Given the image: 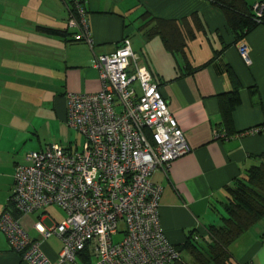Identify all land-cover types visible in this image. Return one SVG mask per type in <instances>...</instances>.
I'll return each instance as SVG.
<instances>
[{"label":"crops","instance_id":"0c3cea01","mask_svg":"<svg viewBox=\"0 0 264 264\" xmlns=\"http://www.w3.org/2000/svg\"><path fill=\"white\" fill-rule=\"evenodd\" d=\"M78 1L90 42L76 39L77 30L68 26L72 0H0V215L9 209L29 237L41 241L47 258L58 260L61 241L43 240L42 233L65 215L59 209L64 217L54 218V206L34 214L15 211L8 203L14 166L27 153L54 144L65 124L66 96L97 93L95 58L114 53L127 38L190 149L151 176L163 190L160 225L176 247L195 235L206 237L225 216L226 188L245 179L264 154V130L249 133L264 128V12L262 23L235 45L225 15L207 0ZM244 2L253 7L264 0ZM156 27L177 43L184 40V52L170 53L161 35L154 34ZM240 45L248 50L249 65L239 54ZM234 89L239 104L227 115L226 94ZM263 235L264 218L228 246L231 264H264ZM89 263L86 255L76 259V264ZM0 264H27L2 232Z\"/></svg>","mask_w":264,"mask_h":264},{"label":"built area","instance_id":"2783aa9c","mask_svg":"<svg viewBox=\"0 0 264 264\" xmlns=\"http://www.w3.org/2000/svg\"><path fill=\"white\" fill-rule=\"evenodd\" d=\"M72 4L68 26L77 30L76 39L90 42L85 12L78 0ZM253 11L260 21L264 2ZM238 50L249 65L246 46ZM95 68L97 93L66 96L65 124L84 138L82 148L52 145L29 152L13 171L8 203L15 211L26 215L54 206L64 213L63 221L42 233L43 240L61 241L58 260L47 258L41 241L32 240L9 209L0 215V232L27 264H76L79 255L89 264H174L181 253L160 225L163 190L151 176L189 153L184 134L127 38L114 53L97 56ZM118 234L123 238L115 243Z\"/></svg>","mask_w":264,"mask_h":264},{"label":"trees","instance_id":"16d2710c","mask_svg":"<svg viewBox=\"0 0 264 264\" xmlns=\"http://www.w3.org/2000/svg\"><path fill=\"white\" fill-rule=\"evenodd\" d=\"M207 1L225 15L235 45L262 23V19L257 21L253 7H249L244 0ZM39 30L49 35L62 34L58 30L47 28ZM154 34L161 35L164 47L170 53L184 52L186 46L184 40L177 43L175 39H172V42L163 32L158 31L157 27ZM227 72L232 79V72ZM226 97V114L229 115L239 104L238 90L234 89L226 94ZM223 115L225 116V113ZM261 160L259 165L248 170L245 179L237 180L233 186L226 188L229 200L224 206L225 216L222 218V223L219 226H211L207 230L206 237L198 234L195 235L197 239L190 237L183 246H175L181 254L187 253L195 264H231V257L227 251L228 246L264 218V154ZM174 264L184 263L181 258Z\"/></svg>","mask_w":264,"mask_h":264},{"label":"rangeland","instance_id":"374dc122","mask_svg":"<svg viewBox=\"0 0 264 264\" xmlns=\"http://www.w3.org/2000/svg\"><path fill=\"white\" fill-rule=\"evenodd\" d=\"M62 126H63L62 127L63 130L61 131L58 129L57 135L54 140V144L52 145L56 144L61 147L70 146L72 148L77 147L78 149H81L85 142L84 138L77 131L68 128L66 124H62ZM50 214L54 218L64 217L63 213L59 209H56V208L51 209ZM123 228H124L123 225L119 226L120 232L123 231ZM122 238H123L122 234H118L113 237V240L115 243H117V242H120ZM183 259L186 263L190 264V258L187 254H183Z\"/></svg>","mask_w":264,"mask_h":264},{"label":"bare ground","instance_id":"6f19581e","mask_svg":"<svg viewBox=\"0 0 264 264\" xmlns=\"http://www.w3.org/2000/svg\"><path fill=\"white\" fill-rule=\"evenodd\" d=\"M35 212H33V213H30V214H34ZM20 224V223H19ZM59 224V223H58ZM57 225V224H56ZM21 226V225H20ZM20 256V255H19Z\"/></svg>","mask_w":264,"mask_h":264}]
</instances>
